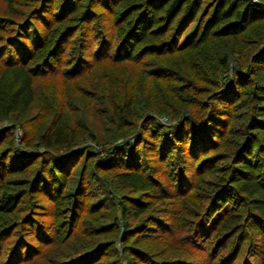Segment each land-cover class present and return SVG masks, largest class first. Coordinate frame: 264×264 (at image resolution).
<instances>
[{
	"label": "trees",
	"instance_id": "trees-1",
	"mask_svg": "<svg viewBox=\"0 0 264 264\" xmlns=\"http://www.w3.org/2000/svg\"><path fill=\"white\" fill-rule=\"evenodd\" d=\"M19 1L0 12V264H264V0Z\"/></svg>",
	"mask_w": 264,
	"mask_h": 264
},
{
	"label": "rangeland",
	"instance_id": "rangeland-1",
	"mask_svg": "<svg viewBox=\"0 0 264 264\" xmlns=\"http://www.w3.org/2000/svg\"><path fill=\"white\" fill-rule=\"evenodd\" d=\"M2 1L3 0H0V12L3 11V2ZM17 1L20 2L19 0H17ZM59 4H60V0H59ZM18 7H20V9L23 10L22 12H24V10H26L29 7V5L27 3H25V2H22L21 4L18 5ZM96 10H100V9H97V7H96ZM83 21H84V23L86 25L85 27L87 28L88 25L86 24V20H83ZM73 26H76V25H73ZM89 28L90 27H88V30L90 31ZM147 57L149 59L152 58L151 56H147ZM230 63H231V60L229 61V64ZM199 64H200V61H199ZM122 65H123V67H122ZM114 66H116L118 73H120V72L122 73V78H128V75L130 74V71H129L128 67H127L128 66L127 64H122V63L121 64H114ZM226 73H227L228 76L231 75V71L230 70H227ZM116 77H118V76H116ZM129 79H132V81H140L139 79L136 80V77H135V80H134V76H132ZM225 83L227 85L229 84V79L228 78L226 79ZM58 84H60L59 80H56V81H46V80L45 81H38V84H37L38 90H36V91L38 93H41L42 92V85H47V86L51 87L52 85H58ZM49 87H47V90H49ZM128 87H129L128 90H131V91L133 90L132 91L133 92L132 95H134V108L133 109L136 110L137 114H138V112H143L144 110L150 108L151 105H152L151 103L155 102L154 100H152L155 97L154 96L155 94H154V92L152 90V87L147 88V89L144 87L143 90L132 89V88L135 87V85H129ZM63 90L66 91L67 89L64 87ZM146 91H149V92H146ZM66 97L69 100V104L70 103L72 105L75 104V106L76 105H80L81 106L82 103H85L86 100H88V98H86L84 95H79V93L75 94V96H73V95L72 96H67V95L65 96L64 95L63 99L66 100ZM147 102H151V103H149L150 105H146ZM86 106H85V110H86L85 117H86V120L89 123V125L93 126V128H95V129H102L104 126L109 129V126L111 125V122L109 121V119H107V117H105L103 115L97 114L94 111V106L93 105H90V106L86 105ZM35 110H36V106L33 105L31 108L28 107L27 110H19V113L21 115V119H23L24 124H26L28 126H33L34 125L35 126L34 130L36 131V128H38L39 129L38 131L41 132V131H43L44 127L48 124V121H49L48 119H49L50 115H43L42 119L40 121H38L39 120V115L34 117V114H36ZM66 112H67L66 115L62 116V120L64 121V124L62 123L64 125L63 131L64 132L67 131L69 129L68 128L69 125L71 127L74 126L73 128L76 131L77 137L79 138V140L80 141H84V140L88 141L89 137L87 135V133H88L87 125H85L83 122H79L78 120H76V119H79V118L82 120V117H84V115L83 114H79V112L74 115V114H72L71 110H67ZM146 115L147 114L145 113L142 116V118L145 117ZM26 118H28V119L26 120ZM157 118L161 122L167 121V118L164 115H159V117H157ZM24 119H25V121H24ZM138 122H140V118H139L138 121H136V123H138ZM5 124H11V121L0 120V126L1 125H5ZM16 129H17V132H16V135L14 136V138H15V142L17 143L18 142V133L20 132V130H19L18 127H16ZM89 142H91V141H89Z\"/></svg>",
	"mask_w": 264,
	"mask_h": 264
}]
</instances>
